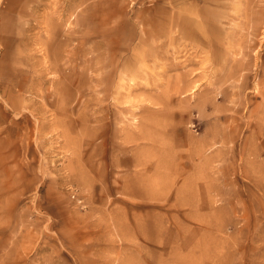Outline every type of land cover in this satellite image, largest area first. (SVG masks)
Instances as JSON below:
<instances>
[{
    "label": "rangeland",
    "instance_id": "rangeland-1",
    "mask_svg": "<svg viewBox=\"0 0 264 264\" xmlns=\"http://www.w3.org/2000/svg\"><path fill=\"white\" fill-rule=\"evenodd\" d=\"M0 264H264V0H0Z\"/></svg>",
    "mask_w": 264,
    "mask_h": 264
},
{
    "label": "bare ground",
    "instance_id": "bare-ground-1",
    "mask_svg": "<svg viewBox=\"0 0 264 264\" xmlns=\"http://www.w3.org/2000/svg\"><path fill=\"white\" fill-rule=\"evenodd\" d=\"M186 22V21H185ZM50 34V33H49ZM50 36V35H49ZM137 51V50H136Z\"/></svg>",
    "mask_w": 264,
    "mask_h": 264
}]
</instances>
